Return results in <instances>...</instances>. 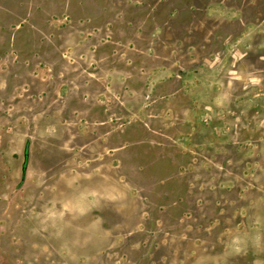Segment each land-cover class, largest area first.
Masks as SVG:
<instances>
[{"label":"rangeland","instance_id":"obj_1","mask_svg":"<svg viewBox=\"0 0 264 264\" xmlns=\"http://www.w3.org/2000/svg\"><path fill=\"white\" fill-rule=\"evenodd\" d=\"M0 264H264V0H0Z\"/></svg>","mask_w":264,"mask_h":264}]
</instances>
